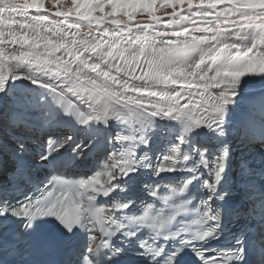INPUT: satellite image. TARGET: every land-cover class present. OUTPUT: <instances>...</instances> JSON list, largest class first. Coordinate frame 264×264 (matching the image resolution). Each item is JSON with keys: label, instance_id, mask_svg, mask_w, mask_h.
<instances>
[{"label": "snow or ice", "instance_id": "obj_1", "mask_svg": "<svg viewBox=\"0 0 264 264\" xmlns=\"http://www.w3.org/2000/svg\"><path fill=\"white\" fill-rule=\"evenodd\" d=\"M0 264H264V0H0Z\"/></svg>", "mask_w": 264, "mask_h": 264}, {"label": "rangeland", "instance_id": "obj_2", "mask_svg": "<svg viewBox=\"0 0 264 264\" xmlns=\"http://www.w3.org/2000/svg\"><path fill=\"white\" fill-rule=\"evenodd\" d=\"M163 2H164V0H157V3H163ZM168 11H171V9L169 8ZM157 14H158V15H161V13H159V12H158ZM162 18H163V17H162Z\"/></svg>", "mask_w": 264, "mask_h": 264}, {"label": "bare ground", "instance_id": "obj_3", "mask_svg": "<svg viewBox=\"0 0 264 264\" xmlns=\"http://www.w3.org/2000/svg\"><path fill=\"white\" fill-rule=\"evenodd\" d=\"M33 11H34V10H33ZM50 18H51V17H50ZM81 30H82V31H87V29H86V28H82Z\"/></svg>", "mask_w": 264, "mask_h": 264}]
</instances>
